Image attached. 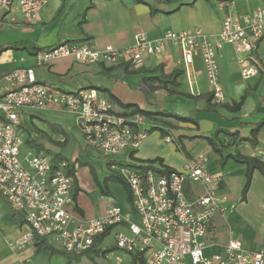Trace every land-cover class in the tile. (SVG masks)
<instances>
[{
    "label": "crops",
    "instance_id": "obj_1",
    "mask_svg": "<svg viewBox=\"0 0 264 264\" xmlns=\"http://www.w3.org/2000/svg\"><path fill=\"white\" fill-rule=\"evenodd\" d=\"M258 7H264V0H48L34 20L23 19L15 3L0 12V46L29 42L27 50L9 49L0 53V88L5 84L2 78L11 71L32 68L37 83L58 90L74 92L78 88H96L120 115H128L133 109L121 105H133L152 113H172L181 117H193L195 120L182 122L160 115L147 119L145 128L148 135L140 147L134 151L126 150L115 157H104L102 160L95 151L84 148V152L91 151L92 158L103 164L100 171L92 168L89 163L80 162L83 153L79 150L72 152L68 158L60 154L51 155L53 158L66 159L74 166V214L86 219L99 218L105 214L111 202L105 204L104 199L112 195V187L122 188L108 180L106 189L100 190L101 184L105 182L103 179L117 173L111 170L112 163L119 167L134 168L139 164L159 160L165 168L177 171L199 157H206L210 162L211 173L208 169L207 171L213 177L218 201V211L208 231L207 242L214 246H224L231 241H238L233 238L236 235L242 249H264V179L258 171L253 172L243 201L241 194L246 168L232 158L239 153L261 161L264 154V127L259 130L254 146L241 140L249 138L253 126L264 120V111H257L258 107H264V35L253 52L258 75L249 79L242 78L232 46L226 45L216 54L224 104L231 105L246 96L237 113H231L221 106H217L214 111H205V99L189 97L210 93V85L198 57L194 58L191 66L190 79L185 76L181 52L170 42L164 44V50L158 57L145 55L138 67L127 64L109 66L103 63L81 65L72 58H61L41 65L34 61L35 53L62 41L84 43L96 50H103L107 46H131L138 33H142L152 43L167 31L179 32L195 28L214 37L227 15H248ZM175 71L180 73L176 78V86H168V90L157 88L149 94L140 89L142 79L169 75ZM21 112L33 116L42 113L70 116L55 109H23L18 111V115ZM42 117L44 120L45 117ZM37 131L39 129L28 134L30 141L46 137L44 133L39 131V134ZM18 132L21 134L20 129ZM161 133H165V136ZM215 133L221 145V155L213 152L207 142L201 139ZM53 137L51 136L52 140ZM176 140L189 158L177 149ZM222 157L225 159L221 163ZM92 173L105 175L94 177ZM184 187L189 197L201 193L200 186L190 182H186ZM234 207L249 209L251 221L248 227L252 231L251 236L238 233L241 230L237 226L236 233L232 230L228 235L219 236L216 241L210 242V234L221 226V222L227 219L229 210ZM233 228L231 225L230 229ZM111 230L102 237H96L88 252L75 254L78 258L73 263L112 264L118 250L114 247L115 233L113 237L110 236ZM27 232L29 228L23 215L12 211L0 195V264L66 263L62 254L64 252L48 239L45 240L53 248V253L42 248L36 249V237L24 246L17 247V250L12 249L14 243ZM106 239L109 240L107 243ZM113 250L116 251L114 256L109 254ZM212 250L214 249L208 252ZM121 256L123 260L127 259L126 256Z\"/></svg>",
    "mask_w": 264,
    "mask_h": 264
},
{
    "label": "built area",
    "instance_id": "obj_2",
    "mask_svg": "<svg viewBox=\"0 0 264 264\" xmlns=\"http://www.w3.org/2000/svg\"><path fill=\"white\" fill-rule=\"evenodd\" d=\"M47 2L0 0V12L15 3L23 19L34 20ZM263 35L264 7H258L248 15H227L214 37L195 28L167 31L152 43L138 33L131 46H107L103 50L62 41L37 52L34 61L41 65L72 58L81 65L138 67L145 55L158 57L164 44L170 42L181 52L188 79L194 58L200 59L212 102L221 105L225 99L216 54L224 46H232L242 78L254 77L259 71L253 52ZM2 79L5 84L0 88V195L12 211L23 215L29 228L13 247H22L40 237L56 244L64 253L82 254L92 248L96 237L120 226L129 235L114 234L118 254L112 264H264V249L247 251L238 241L224 246L207 242L218 201L213 177L205 167L206 157L168 174L160 173L163 167L158 163L134 168L112 163L111 170L123 178L129 189L130 207L138 217L137 223L130 221V215L116 205L99 218L86 219L74 214L73 176L69 175L66 159L42 156L39 152L30 157L29 152L27 166L21 163L18 111L55 109L70 115L85 146L105 158L138 149L148 135L147 118L141 114H117L96 88L66 92L39 84L32 68L15 69ZM261 161L264 164V154ZM186 182L200 186L201 193L189 197L185 193ZM210 249L214 250L208 252ZM121 255L127 259L123 260Z\"/></svg>",
    "mask_w": 264,
    "mask_h": 264
},
{
    "label": "rangeland",
    "instance_id": "obj_3",
    "mask_svg": "<svg viewBox=\"0 0 264 264\" xmlns=\"http://www.w3.org/2000/svg\"><path fill=\"white\" fill-rule=\"evenodd\" d=\"M44 116V120L41 119ZM19 126L18 129L21 130L20 138H21V145L19 147V159L21 163L24 166H27V157L28 153L31 152V156L33 157L37 152H39L42 156H51V155H57L60 154L61 156L65 157H70L72 152H79L81 151L83 154H81V157L79 159L80 162L82 163H89L92 168L100 171L101 166L103 165L101 162H97V159L92 158L93 153L91 151L84 152L85 149H89L85 146L83 137L79 131V128L76 126L74 119L71 116H61L60 114L52 115L51 113L49 114H37L35 116L30 115V114H25L21 112L19 115ZM64 128V129H63ZM36 129H39L42 133L46 135L44 138H37L38 141L41 142L42 148L38 149L34 145L29 144L30 140L28 139V134L31 132L33 133ZM33 130V131H32ZM51 136L53 137V140L51 139ZM63 138V139H62ZM36 139V138H34ZM57 140V142H56ZM64 141L65 143L63 144L62 142L60 143L59 141ZM56 142V143H55ZM210 147V146H209ZM74 150V151H73ZM79 150V151H78ZM102 160L104 157H100ZM208 160V159H207ZM100 161V160H99ZM209 165L210 162L207 161L205 163V167L209 170ZM210 171V170H209ZM211 173V171H210ZM94 177L101 176L103 177V173H92ZM104 181V179H103ZM108 183V180L103 182L101 184V189L104 191L106 189L105 184ZM113 183L121 185V189L119 187H112L111 191V196L108 197L107 199H104V203H109L110 206L116 205L122 208L124 210V213H128L130 215V221L137 223L138 222V217L136 213L132 210L130 207V203H128V196L127 192L125 191L124 187L122 184L113 181ZM106 193V192H105ZM186 193V192H185ZM187 194V193H186ZM109 206V207H110ZM236 207V206H235ZM233 208L229 210V214L227 213V219L221 222V226L216 228L217 230L213 231L210 234V242L211 241H216L219 236H224L228 235L230 231H235V228L237 226L240 227L241 231H238V233L242 232L245 235L251 236V230H249V223H250V217H249V209L248 208ZM233 226V229H230V226ZM120 226H116L112 228V232L110 233V236L113 237V234L116 232H123L126 235L127 230L125 228H118ZM222 229V230H220ZM219 232V235H218ZM129 235V234H128ZM234 239L239 241L238 236H233ZM109 240L106 239L105 243H107ZM12 249L17 250V247H11ZM113 251H109V254L112 253V256H114Z\"/></svg>",
    "mask_w": 264,
    "mask_h": 264
},
{
    "label": "trees",
    "instance_id": "obj_4",
    "mask_svg": "<svg viewBox=\"0 0 264 264\" xmlns=\"http://www.w3.org/2000/svg\"><path fill=\"white\" fill-rule=\"evenodd\" d=\"M221 1L232 2L233 0H221ZM28 44H29V42H23V43H15V44L0 46V53L4 52L6 50H9V49L27 50ZM179 74L180 73L178 71H175L169 75H160L158 77L144 78L140 82L141 83L140 89L145 94H149L150 92H152L153 90H155L157 88H159V89L163 88V89L168 90V86H172V87L176 86V78L179 76ZM189 97L193 98V99H200V98L205 99V101H206L205 111H214L217 106H221L222 108L228 110L231 113L239 112V110H240L241 106L243 105L244 100L246 98V96L244 95L240 98V100L238 102H233L231 105H226V104L216 105L212 102V93L211 92L208 94H204V95H198V96H193V97L189 96ZM110 98H111V100L115 101V99L112 96H110ZM121 106L124 108H130V107L133 108L132 111L128 115H123V116H129V115H133V114H141L147 119H153V117L160 115L163 117H173L176 120L182 121V122H190V121L194 122L195 121L193 119V117H181V116H178V115H175L172 113H165V112L152 113V112L140 110L138 107H135L133 105H121ZM263 127H264V120L258 122L257 124H255V126H253V128L250 131V137L249 138L241 139V140L242 141H248V142H250V144L252 146H254L256 144V136H257L259 130ZM37 133L40 134L39 131H37ZM161 134L163 136H165V133H161ZM216 134L217 133H215L213 136H210V137H202L201 139L207 142V144L211 147L213 152H215L218 155H221V152H222L221 145H220V143H218V141L216 139V137H217ZM62 143L64 144L65 142L63 141ZM175 143L177 145V149L181 153H183L187 158H189L188 153L184 150L183 146L179 143V141L176 140ZM29 144L34 145L38 149L42 148V144L40 141H38V139L31 140ZM232 158L238 164L243 165L246 168L245 184H244V187L242 189V194H241V199L244 201L246 199V195H247V192H248L250 184H251L253 172L258 171L264 179V164L262 163V161H260L259 159L255 158V157L242 156L239 153H236L234 156H232ZM224 159L225 158L222 157L221 163L224 161ZM149 163H158L159 165H161V167H163V171H161L160 173H162V174H168V173L173 171V170H170L168 168H165L162 165L161 161H159V160H155V161H152ZM73 167H74L73 164L69 163L68 171H69V175H71V176L74 175ZM107 180L116 181V182H119L120 184H122L125 191L127 192L129 202L131 201L129 189H128L126 183L124 182L123 178L119 174L116 173V175H111V176H108L107 178L104 179V181H107ZM106 233H108V231L103 233L100 237L106 235ZM35 241H36V249L42 248V249L48 250L49 252L53 253V248L47 244L45 239L40 238V237H36ZM54 252H56V251H54ZM62 254L66 258L65 264H74L73 260H77V258H78V256L75 254H69V253H62ZM82 254H84V253H82Z\"/></svg>",
    "mask_w": 264,
    "mask_h": 264
},
{
    "label": "water",
    "instance_id": "obj_5",
    "mask_svg": "<svg viewBox=\"0 0 264 264\" xmlns=\"http://www.w3.org/2000/svg\"><path fill=\"white\" fill-rule=\"evenodd\" d=\"M257 111H259V112H263V111H264V107H258V108H257Z\"/></svg>",
    "mask_w": 264,
    "mask_h": 264
}]
</instances>
